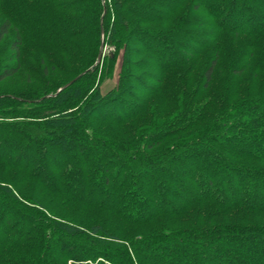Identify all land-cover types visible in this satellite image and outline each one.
<instances>
[{"label":"trees","instance_id":"1","mask_svg":"<svg viewBox=\"0 0 264 264\" xmlns=\"http://www.w3.org/2000/svg\"><path fill=\"white\" fill-rule=\"evenodd\" d=\"M23 1L27 8L43 3L45 15L34 27L43 28L49 46L58 40L53 46L59 52L70 53L68 40L90 27L96 44L90 65L56 91L34 94V99L0 95V166L23 173L41 191L63 197L64 204L105 212L125 225H151V232L123 240L100 224L79 226L0 183V264H264V222L253 220L264 218V92L249 96L255 86L244 82V98L231 102L238 97L231 89L247 70L244 66L230 67L209 90L219 58H227L224 47L240 37L251 39L248 56L239 54L256 58L252 78L264 74V0H109L110 24L101 16L108 7L105 0H5V6ZM184 6L188 12L202 11L204 18L181 15L174 29L146 32L131 24L166 22ZM74 8L80 11L74 19L58 15ZM211 26L213 32L202 30ZM13 27L15 64L0 69V82L20 70L22 34L28 41V27ZM13 27L7 18L0 23V41ZM180 36L195 49L180 44ZM134 43L179 45L182 54L175 49L171 57L147 47L155 68L170 76L178 67L195 68L192 59L206 52L211 57L189 92L182 83L174 87L182 89L174 99L167 97L173 78L158 76L150 80L154 86H145L134 74L133 56L141 53ZM101 44L123 51L118 85L105 94L100 92L102 65L106 62L103 70L109 73L116 56L107 54L95 64ZM159 58L164 60L156 62ZM132 83H139L144 99ZM259 85L264 89V78ZM179 103L185 113H165L167 122L155 123L163 104L175 109ZM134 119L138 135L129 140L114 142L89 127L91 121L122 126ZM149 122L158 124L156 130L141 136ZM159 224L175 228L154 231ZM78 238L87 245L61 249Z\"/></svg>","mask_w":264,"mask_h":264},{"label":"rangeland","instance_id":"2","mask_svg":"<svg viewBox=\"0 0 264 264\" xmlns=\"http://www.w3.org/2000/svg\"><path fill=\"white\" fill-rule=\"evenodd\" d=\"M69 4H71V0L67 1ZM106 5H108L107 10L105 12L103 11L102 17L104 15L105 21L110 24V22L113 19V9L109 6V0H105ZM19 5V6H18ZM17 6H14L13 3L10 4V6H5V0H2L0 2V23L5 19H9L11 22L12 27L16 24L17 26H21V28H27L28 29V41L26 42L24 35L22 34V40L23 45L19 49V57H18V63L20 65V70L17 71L14 75L11 77H8L0 82V95H14V96H22L25 95L26 98L34 99L36 98L34 94L48 91H56V89L75 77L80 72H83L89 65L92 60L91 54L94 51L95 48V32L93 30V27L88 28L86 31L82 32L80 36L69 39L68 43L71 45L70 53H61L58 51V48L53 45H58V40L56 42L49 46V39L45 37V35H41L43 32V28H40L36 30L34 26L40 25L42 22V16L43 14V3H34L30 6V8H27V2L23 1L22 3H19ZM14 6V8H13ZM43 7V8H42ZM46 9V8H45ZM48 12H51L50 10L46 9ZM188 7L181 8L177 13L173 14L171 16L172 18L167 20L166 22H160V23H150L145 24L142 22H132L131 24L136 27L135 30L138 31H154L158 29H167L172 26L173 21H175L176 18L179 16L188 15L191 18H195L197 20H201V18H204L202 11H189L188 13ZM58 13V12H57ZM80 11L77 9H72L71 11L67 12H59L58 15L60 17L65 18H76L78 17ZM85 16V15H84ZM246 18V17H245ZM89 22V20H88ZM240 21H238V24ZM236 23V22H234ZM233 23V24H234ZM232 23H229L228 25H233ZM132 26V27H134ZM234 26V25H233ZM34 27V28H33ZM173 27V26H172ZM14 28V27H13ZM10 28L8 30L7 35L0 41V69L4 68L5 66L14 65L15 62L13 60L14 54L10 50V42L14 36V31H17L15 28ZM33 28V29H31ZM19 29V28H18ZM31 29V30H30ZM174 29V27L172 28ZM201 31V29H199ZM205 32H213L214 27H206L202 29ZM39 31V33H38ZM198 31V32H200ZM44 33V32H43ZM208 33V34H209ZM207 35V34H206ZM173 37L174 34H171ZM36 37L42 38L41 42L36 41ZM30 38V40H29ZM197 40V39H195ZM235 41L237 39H234ZM251 39H248L247 37H240L238 38L237 42L233 41L232 46L224 47V50L228 53L226 56L227 58H219L217 68L213 74V80L212 83L209 85V90H215L217 82L221 81L223 78H226L231 68H241L245 67L247 69L239 78L240 81L232 87L231 90H235L238 93V97L235 99H232L231 102H234L238 98H244V93L242 92L243 87L245 86L244 82H247V86L253 87L254 92L251 93L249 96L255 97L260 96L259 92H264L263 88H260L259 86V80L260 78H264V74L257 73L256 77L252 78V73L254 72L253 68L251 69L252 65L256 63V58H242L240 54L248 56V52H250V48L246 47V44ZM34 41L35 43H32ZM179 43L183 45H187L186 47H190L192 49L194 48V45L186 42V40L180 36ZM134 47L138 48L141 53L139 55L133 56L134 62L136 64V68L134 69V74L139 78V80L142 81L145 86H149L154 84L150 81L151 78H155L158 76H163L167 78H173L171 81L173 82L172 87L170 88V94L167 96H171L174 99H177L182 94V89L185 88L187 92H189L190 88L194 86L196 81L193 79L199 78L202 72V65L204 66L207 60V57L210 58L211 56L208 55V53L201 55L198 57V59H192L196 60L195 68L193 64H188L183 67H178L175 69V72H172L173 76H170L168 72H162L161 70L155 68L154 65L155 62L150 58L152 57L153 52H149L148 50H165L166 51V57H171L172 51L175 49L179 51V54L183 52V49L179 45H168L164 47L163 45L157 44H146L145 46L138 45V43H134ZM147 47H150V49H147ZM181 49V50H180ZM72 52V53H71ZM231 53V54H230ZM240 53V54H239ZM115 55V61L111 66V69L109 70V73L106 72L107 70H103V66L106 64V62L102 65V75L104 76V79L102 83L100 84V92L102 94H105L109 90L113 89L118 85L119 77H120V63L123 56L122 49L114 50L113 47L103 46V56L106 55ZM180 54V55H181ZM208 55V56H207ZM181 57V56H180ZM165 58V57H164ZM205 58V59H204ZM164 59L159 58L156 62H162ZM106 66V65H105ZM187 69L189 70V73H187ZM185 72V75H184ZM176 73H181V77L175 78ZM177 79V80H174ZM248 79V80H247ZM247 80V81H245ZM243 82V84H241ZM180 83H182V89L179 88V90H175L174 87L178 86ZM147 84V85H146ZM132 88L135 91H138V97L140 100L144 99L146 96L144 91H140V85L139 83H132ZM151 86V85H150ZM199 87V86H198ZM177 88V87H176ZM200 88V87H199ZM241 91V92H239ZM204 94H207V91L204 92ZM258 94V95H257ZM23 96V97H25ZM33 96V97H31ZM176 97V98H175ZM151 99V98H150ZM155 99H158V96L155 97ZM151 99V100H155ZM160 100V99H159ZM206 100V98L204 99ZM171 101V98H170ZM203 102V98L200 100H197L193 108H198ZM191 103L188 105L191 107ZM165 108L159 110L157 112V118L159 117L160 120H156L155 123L164 124L167 122V119H164L166 117L165 113L169 115V113L172 112V114L175 113H185L186 109H183V105L179 103L178 105L174 106L175 109L167 108L165 104H163ZM183 109V110H182ZM140 118V117H139ZM138 119V118H137ZM173 120V119H171ZM133 121H136L134 119ZM169 121V120H168ZM138 121L131 122L126 121L122 126H114L112 124L108 123H102L100 121H91L89 123V127L91 130L95 131L97 134L103 135V137L110 139L111 141L117 142V141H123V140H129L130 137H137L138 132ZM150 124V125H148ZM140 130L142 134L141 136H144V134L148 132H153V130H156V126L153 125V123H148ZM141 127V126H139ZM128 129L132 134H126L125 130ZM190 129L189 131H186L182 134V137H187L190 134L195 133L197 130ZM134 137V138H135ZM0 183H4L9 185L11 188L16 190L17 192L21 193L22 195L31 196L32 199H36L38 202H40L41 205L45 208V210L51 214L57 215L62 220L71 222L73 224L79 225V226H85L88 227L93 224H100L105 230L108 232H111L118 237H120L123 240L130 239L133 237H137L139 234H147L150 231V226H147L145 228H140L135 225H125L121 222V220L115 216L107 215L105 212L98 211L95 209H83L77 205L65 203L66 201L63 197H57L52 193L41 191L40 188H37L34 182H32L29 178L23 177V173L20 172H14V171H6L5 168L0 166ZM254 221H261L264 222V218H255ZM177 223L176 221H173ZM155 224V223H153ZM156 227L153 228L154 231L160 232L164 229H173L175 227H170V225H155ZM64 246L61 247L64 248V250H68L73 248L77 245L86 244L87 242L78 238L74 241H67Z\"/></svg>","mask_w":264,"mask_h":264},{"label":"water","instance_id":"3","mask_svg":"<svg viewBox=\"0 0 264 264\" xmlns=\"http://www.w3.org/2000/svg\"><path fill=\"white\" fill-rule=\"evenodd\" d=\"M102 56H103V44L100 45V48H99V52H98V55H97V58H96V61H95V64H98L100 63L101 59H102ZM75 80H71L70 82H68L66 85H64L61 89H64L66 87H68L69 85H71ZM60 91V90H59Z\"/></svg>","mask_w":264,"mask_h":264}]
</instances>
